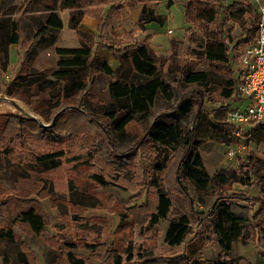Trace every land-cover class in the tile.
Wrapping results in <instances>:
<instances>
[{"label": "rangeland", "instance_id": "obj_1", "mask_svg": "<svg viewBox=\"0 0 264 264\" xmlns=\"http://www.w3.org/2000/svg\"><path fill=\"white\" fill-rule=\"evenodd\" d=\"M156 10L165 19L162 23L152 22L146 40L161 57L157 65L171 86L172 98L168 100L158 95L150 113L128 122L121 134L108 126V120L99 109L101 104L109 101L107 85L111 79L100 70L87 74L85 92L77 95L96 106L95 120L84 114L73 103V98L62 100L52 109L49 120H45L20 98L7 95L6 88L19 71L18 59L24 56L23 49L28 44L21 35L17 46L23 54L11 53L7 69L0 72V114L33 120L37 125L15 126L19 140L10 144L6 141L0 148V227L12 229L14 235L13 240H0V264H69L68 252L82 258L85 264H232L240 258L251 264H264V249L259 246L251 227L252 224L264 226V214L249 224L250 239L234 241L228 254L221 251L218 235L212 227L215 221L213 206L218 199L232 200L234 206H247L253 212L259 208L255 175L246 185L239 181H230L223 186L211 182L204 189L198 188L183 173L184 147L171 151L162 169L157 170L155 148L147 137L155 117L167 122L180 121L186 131L193 130L195 139L200 142L198 151L204 167L212 175L228 169L240 173V166H244L242 170L246 168L244 164L250 155L264 158V141L256 138L248 141L250 135L239 138L241 147L234 157H228L226 153L228 145L237 141L230 135L221 134L226 128L223 122L231 125L227 110L242 104V98L234 91L224 97L218 89L206 93L205 97L193 94L197 86L183 84L179 71L183 66L192 70L221 71L225 67L230 70L226 75L237 79L239 51L255 37L242 39L240 28L234 23L229 43L234 56L224 66L203 57L202 47L185 38L188 22L181 2L167 7L166 2L160 1ZM26 15L20 10L15 17L21 16L24 20ZM97 37L91 47L92 55H97L95 47H102L112 54ZM174 38L181 41L173 59L175 66L168 74L167 66L173 60L171 49L167 50ZM130 42L124 37L114 46L123 47ZM56 57L54 48L49 47L37 56L29 55L27 60L42 71L43 79H53ZM182 93L193 94L194 105L186 116H180L174 110ZM198 110L201 113L196 118ZM58 112L52 126L51 121ZM251 128L244 126V132ZM216 135H222L221 140ZM58 149L64 151L58 165L39 171L31 169L35 155ZM93 174L103 176L106 184L98 182ZM154 180L171 198L168 217L157 223L150 222L157 203ZM29 206L44 218V227L38 233L17 217ZM179 214L188 216L189 231L181 244H169L165 238L169 219ZM260 217L263 220L259 223Z\"/></svg>", "mask_w": 264, "mask_h": 264}, {"label": "trees", "instance_id": "obj_2", "mask_svg": "<svg viewBox=\"0 0 264 264\" xmlns=\"http://www.w3.org/2000/svg\"><path fill=\"white\" fill-rule=\"evenodd\" d=\"M142 1L140 13L132 29L124 33L131 42L123 47L115 48L120 41L105 40L100 36L103 46L112 51L113 57L118 59L116 68H111L107 59L92 55L91 47L94 43V34L79 29V24L84 15L88 14L97 18L98 32H101L104 23L103 6L111 4L114 7L119 0H24L20 5L13 0H0V72L7 69L8 45L21 42L23 34L28 41L24 47V56L19 57V71L6 88V94L15 96L27 103L43 119L49 120L52 109L57 107L62 100L73 98L84 114L95 120V105L83 96L77 95L85 92L86 76L89 72L100 70L111 76L107 85L109 101L99 106L101 114L108 120V126L116 133L124 132L125 125L139 115L146 117L158 95L166 99L172 98L171 86L162 76L157 61L161 58L148 45L146 40L140 43L134 38L137 30L143 29L151 21L163 22L165 16L156 11L160 0ZM173 0H166L169 7ZM69 9V24L75 29L79 39L77 47H55L58 54L57 68L53 71V79H43L42 71L31 66L26 58L35 44L52 45L62 27L57 9ZM185 19L189 26L186 28L185 38L191 43L202 47L200 52L203 57L211 61L228 65L234 56L229 43L232 41L230 31L232 25L237 23L242 39L248 40L256 36L257 22L260 12L250 0L239 2L233 0L229 3L224 0H185L183 3ZM222 9V12L220 11ZM26 12L22 20L12 17L15 11ZM44 13V14H43ZM232 22V23H230ZM181 40L171 39V60L177 56V45ZM175 66L174 60L167 66V73ZM180 80L183 84H193L198 89L193 94L201 97L210 91L219 90V94L228 97L234 92L236 79L228 77L229 68L192 70L183 66L179 68ZM177 78L175 82H177ZM193 94L182 93L174 105V110L180 116H186L192 109ZM201 111L195 115L199 117ZM27 123L37 125L33 120H24L12 114H0V148L7 141L16 140L19 136L14 132L15 126H25ZM39 125V124H38ZM54 124H52L53 126ZM226 127L222 135H231L232 125L223 122ZM19 130V129H18ZM220 130H223L220 128ZM222 135H216L221 140ZM147 137L153 144L157 162L155 168L161 170L168 160L170 152L178 147H184L182 156V170L184 175L195 186L204 189L209 183L223 186L230 181H239L248 184L252 175H255L260 202L259 208L253 212L247 206H234L232 200L218 199L214 204L215 221L213 232L218 235V244L223 253L228 254L234 241L241 239L247 241L252 236L249 224H252L260 215L264 214V158L248 156L240 173L235 169L216 171L209 175L204 167L202 157L198 151L199 141L195 139L193 130L186 131L183 124L178 121H163L155 117L147 130ZM256 138L264 141V123L255 126L248 141ZM19 140V138L17 139ZM19 142V141H18ZM2 143V144H1ZM64 151L62 149L40 153L34 156L30 164L31 169L37 171L55 167L60 163ZM238 173V174H237ZM19 175V174H18ZM24 176L23 173L20 174ZM100 183L106 180L100 174H93ZM157 191V203L151 213L150 222L157 223L161 218H167L171 209V198L162 191L154 180ZM21 221L34 231L40 232L44 227V218L33 206L20 211L17 216ZM259 246L264 249V227L252 224ZM189 231V218L179 214L169 219L166 231V241L169 244H181ZM13 231L10 228L0 227V240H13ZM69 264H85L84 260L67 253ZM119 258H117L118 262ZM180 264H189L183 262ZM220 264H225L221 262ZM232 264H251L245 258L233 261Z\"/></svg>", "mask_w": 264, "mask_h": 264}, {"label": "crops", "instance_id": "obj_3", "mask_svg": "<svg viewBox=\"0 0 264 264\" xmlns=\"http://www.w3.org/2000/svg\"><path fill=\"white\" fill-rule=\"evenodd\" d=\"M23 1L24 0H13V3H15L16 5H20ZM160 1L166 2V0H160ZM184 1L185 0H173V3L181 2L183 5ZM224 1L229 3L233 0H224ZM236 1L243 2L244 0H236ZM250 1L253 5H255V2H253V0H250ZM261 2L263 3L264 0H261ZM142 5H143V2L138 1V0H119V2H116V4H114L113 8H111V4H106L105 6H103L104 23H103L101 32H98V29H97L98 28L97 18L91 15H88V14L82 17L81 22L79 24V29L85 32L93 33L96 40L98 39L97 36L99 37L101 36L105 40L115 39L118 41H122L124 38V33L130 31L134 23L136 22ZM17 12L18 11H15L12 14V17H15ZM57 12L61 19L62 27L58 32V36L55 42L52 45H42L38 43L35 44L34 47L31 48V50L28 53H26V58L29 57V55L31 54H35L37 56L40 52L42 53V51L44 50L46 51L49 47H53L55 50V47H77L79 46V39L77 37L75 29L71 27L69 24V9L67 7H59L57 9ZM20 17H15V18H20ZM152 22L153 21L146 23L144 29L142 30L139 29L136 31L134 37L137 39L138 42L144 43L146 41L147 37L150 35V32H151L150 25L152 24ZM169 29L170 28L167 29V33ZM170 33L171 32H169V34ZM94 49H96L94 51H97L96 52L97 56L104 57L107 59V62L111 66V68L117 67V65L119 64V61L118 59L113 57L111 52H107L103 50L102 47H99V48L95 47ZM7 50H8L9 60L11 59L10 58L11 53L18 54L19 52H21V55L23 54V52L21 51V49L18 48L16 43H10L8 45ZM169 50H170V42H169V48L167 51ZM56 55H57L56 57V60H57L58 54L56 53ZM209 175H212V174L209 173ZM261 218L262 217H260V219L258 220L259 223L263 220ZM260 225H263V224H260ZM261 227H264V226H261Z\"/></svg>", "mask_w": 264, "mask_h": 264}, {"label": "built area", "instance_id": "obj_4", "mask_svg": "<svg viewBox=\"0 0 264 264\" xmlns=\"http://www.w3.org/2000/svg\"><path fill=\"white\" fill-rule=\"evenodd\" d=\"M253 2L260 12L257 33L253 41L239 51L238 76L234 84L243 103L227 110L233 127L230 136L237 141L228 145L226 153L231 158L239 152V138L249 136L255 126L264 123V5L261 0ZM244 126L252 128L244 132Z\"/></svg>", "mask_w": 264, "mask_h": 264}, {"label": "water", "instance_id": "obj_5", "mask_svg": "<svg viewBox=\"0 0 264 264\" xmlns=\"http://www.w3.org/2000/svg\"><path fill=\"white\" fill-rule=\"evenodd\" d=\"M59 113H60V112H58V113L55 114L54 118H53L52 121H51V124L54 122V119L57 117V115H58ZM40 122H42V121H40ZM47 125H50V124H47Z\"/></svg>", "mask_w": 264, "mask_h": 264}]
</instances>
